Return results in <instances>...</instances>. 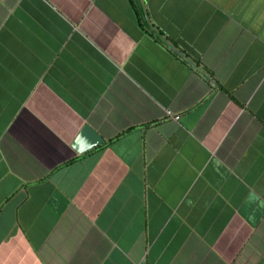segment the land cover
Returning a JSON list of instances; mask_svg holds the SVG:
<instances>
[{"label":"crops","instance_id":"1","mask_svg":"<svg viewBox=\"0 0 264 264\" xmlns=\"http://www.w3.org/2000/svg\"><path fill=\"white\" fill-rule=\"evenodd\" d=\"M0 264H264V0H0Z\"/></svg>","mask_w":264,"mask_h":264},{"label":"water","instance_id":"2","mask_svg":"<svg viewBox=\"0 0 264 264\" xmlns=\"http://www.w3.org/2000/svg\"><path fill=\"white\" fill-rule=\"evenodd\" d=\"M105 142V139L91 125L87 124L77 137L74 148L79 153L87 152Z\"/></svg>","mask_w":264,"mask_h":264}]
</instances>
